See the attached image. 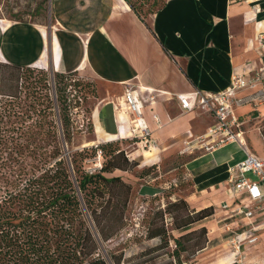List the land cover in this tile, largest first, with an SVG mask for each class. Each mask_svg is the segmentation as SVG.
Returning a JSON list of instances; mask_svg holds the SVG:
<instances>
[{
  "label": "crops",
  "instance_id": "obj_1",
  "mask_svg": "<svg viewBox=\"0 0 264 264\" xmlns=\"http://www.w3.org/2000/svg\"><path fill=\"white\" fill-rule=\"evenodd\" d=\"M52 5L51 30L0 18V62L95 82L94 143L126 142L127 156L139 167L183 160L181 168L191 181L186 201L195 210L214 209L202 223L207 242L193 264H234L231 239L261 223L264 211L250 220L238 217L233 225L224 205L232 208L246 194L232 197L227 181L245 151L254 155L247 137L252 130L240 128L251 112L257 124L253 130L264 144L258 126L264 101L236 110L241 114L234 131L238 140L208 148L213 143L206 132L215 123L213 116L182 109L177 95L220 92L233 75L264 64V0H165L144 23L125 0H52ZM128 89L140 101L139 124L148 129L152 145L148 152L130 143L135 117L119 106ZM256 235L258 242L242 253L249 264L264 262V230Z\"/></svg>",
  "mask_w": 264,
  "mask_h": 264
},
{
  "label": "trees",
  "instance_id": "obj_2",
  "mask_svg": "<svg viewBox=\"0 0 264 264\" xmlns=\"http://www.w3.org/2000/svg\"><path fill=\"white\" fill-rule=\"evenodd\" d=\"M125 1L141 22L148 20ZM55 77L56 105L43 69L0 62V264H108L83 206L100 242L125 227L131 185L114 173L138 163L119 140L98 143L67 159L63 142L75 134L71 111L80 97L67 90L73 74ZM259 131L264 140V120ZM98 153L103 160L98 171H86L84 160ZM170 206L177 210L173 224L179 235L170 237L161 226L149 229L148 238H158L159 249L172 239L175 263L169 264H180L181 254L193 256L204 249L207 230L202 223L214 209H190L183 199ZM110 259L112 264L129 261L123 254Z\"/></svg>",
  "mask_w": 264,
  "mask_h": 264
},
{
  "label": "rangeland",
  "instance_id": "obj_3",
  "mask_svg": "<svg viewBox=\"0 0 264 264\" xmlns=\"http://www.w3.org/2000/svg\"><path fill=\"white\" fill-rule=\"evenodd\" d=\"M128 1L136 7L146 20L151 17L152 12L163 2V0ZM0 18L9 21L29 22L51 30L54 26L52 0H0ZM43 71L47 76L50 94L56 105L58 85L56 84L55 73L51 69ZM66 83L68 85L67 90L76 91L75 95L80 97V100L75 99V101H78V113L73 114L71 119L74 122L75 119L77 121L79 118L84 121L82 128H80L81 130L78 129L77 125H74L75 134L70 136L69 143L63 142L64 154L69 159L75 153L97 145L94 143L95 136L91 122V111L96 103L95 98H98V86L95 82H90L85 77L79 76H74L73 80H69ZM249 114L250 118L247 123L240 128L252 130L247 135L250 143L249 147L252 148L254 155L261 157L264 156V144L255 130H253L257 126L255 119H253V112ZM236 115L241 114L236 112ZM263 120L258 123V126ZM240 121H243V119L240 118ZM136 142L137 139H134L132 143ZM126 144L124 142L120 147L125 148ZM216 144L218 142H213L212 146ZM87 153L90 154V151ZM102 161L98 153L94 158L87 157L82 166L86 171L94 172L98 171ZM183 162L181 159H172L160 164L148 162L144 167H139L137 162L138 166L135 168L125 172H115L126 183L131 185V191L125 211V227L119 235L105 243L100 242L98 239L91 219L83 206L85 218L99 241V252L107 260L108 264H112L111 254H123L124 259L126 261L129 260L127 264L175 263L171 255L174 249L173 240L169 238L168 247L159 249V239L148 238V230L153 227L163 226L168 236L177 237L179 235V231L174 229L173 224L177 210L170 204L181 199L187 202L185 198L191 190V181L188 180L181 168ZM173 168H177L176 171L170 172ZM189 207L192 209L190 205ZM191 254V252L181 254L180 264H193L199 252L193 256Z\"/></svg>",
  "mask_w": 264,
  "mask_h": 264
},
{
  "label": "built area",
  "instance_id": "obj_4",
  "mask_svg": "<svg viewBox=\"0 0 264 264\" xmlns=\"http://www.w3.org/2000/svg\"><path fill=\"white\" fill-rule=\"evenodd\" d=\"M264 40V38H262ZM264 64L257 70L251 72H242L233 75L228 86L217 93H194L193 95H177L182 109H200L203 112L210 113L215 121L214 125L207 129L206 135L212 140V143L218 144L225 141L238 140L239 122L236 116V110L251 103H261L264 101ZM120 102V109L126 113L134 115L135 119L131 121L132 127L130 133L132 138L137 139L135 143L143 152L151 149V139L148 129L140 126V101L135 90H126ZM80 100V98H78ZM77 107L71 111V116L78 113ZM73 124L78 129L83 126V119H72ZM212 144L208 148H212ZM245 158L235 165L231 170V176L227 181V191L230 195L246 194L243 200H237L232 208L224 205L227 217L233 219V225L236 218L243 217L250 220L257 211H264V157L258 158L245 151ZM232 226V225H231ZM227 230L230 227L226 226ZM264 230V219L258 225H250L248 228L236 233L230 241L232 251L235 254L234 264H249L244 261L242 253L244 249L255 245L258 242V232ZM254 264H264L254 263Z\"/></svg>",
  "mask_w": 264,
  "mask_h": 264
},
{
  "label": "bare ground",
  "instance_id": "obj_5",
  "mask_svg": "<svg viewBox=\"0 0 264 264\" xmlns=\"http://www.w3.org/2000/svg\"><path fill=\"white\" fill-rule=\"evenodd\" d=\"M54 45H57V44H54ZM56 49H57V48H55V51H54V52H55V53L57 54V56H58V52L56 51ZM55 58L57 59L58 57H55ZM55 58H54V60H55Z\"/></svg>",
  "mask_w": 264,
  "mask_h": 264
}]
</instances>
